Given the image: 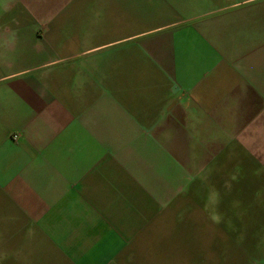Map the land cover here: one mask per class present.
<instances>
[{"label":"crops","instance_id":"0c3cea01","mask_svg":"<svg viewBox=\"0 0 264 264\" xmlns=\"http://www.w3.org/2000/svg\"><path fill=\"white\" fill-rule=\"evenodd\" d=\"M224 185L264 202V0H0V264H187Z\"/></svg>","mask_w":264,"mask_h":264},{"label":"rangeland","instance_id":"374dc122","mask_svg":"<svg viewBox=\"0 0 264 264\" xmlns=\"http://www.w3.org/2000/svg\"><path fill=\"white\" fill-rule=\"evenodd\" d=\"M206 187L213 201L205 203L219 219V231L212 242L211 232L203 231L196 244H188L187 264H264V202L245 201L243 186ZM219 198V200H217ZM217 200V201H216ZM229 200L231 202H229ZM217 211V212H216Z\"/></svg>","mask_w":264,"mask_h":264},{"label":"built area","instance_id":"2783aa9c","mask_svg":"<svg viewBox=\"0 0 264 264\" xmlns=\"http://www.w3.org/2000/svg\"><path fill=\"white\" fill-rule=\"evenodd\" d=\"M18 137V135H14V138H17Z\"/></svg>","mask_w":264,"mask_h":264}]
</instances>
